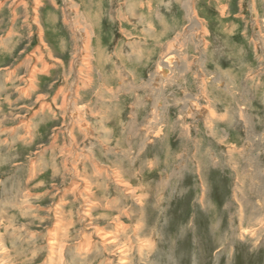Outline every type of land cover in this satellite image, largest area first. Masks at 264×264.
Instances as JSON below:
<instances>
[{
	"label": "rangeland",
	"instance_id": "1",
	"mask_svg": "<svg viewBox=\"0 0 264 264\" xmlns=\"http://www.w3.org/2000/svg\"><path fill=\"white\" fill-rule=\"evenodd\" d=\"M72 141L93 184L86 222L64 166ZM97 163L149 185L140 214L103 207L117 192L95 186ZM57 211L67 264L116 215L155 244L135 264H264V0H0V264H55ZM97 248L85 264L111 257Z\"/></svg>",
	"mask_w": 264,
	"mask_h": 264
},
{
	"label": "bare ground",
	"instance_id": "2",
	"mask_svg": "<svg viewBox=\"0 0 264 264\" xmlns=\"http://www.w3.org/2000/svg\"><path fill=\"white\" fill-rule=\"evenodd\" d=\"M190 4L188 3L187 6V10L188 14H187V19L189 22V30L190 31H195L196 34L195 36L198 37L199 35H201L203 28L201 27V23L200 21L197 19L194 9H190ZM82 29V28H81ZM84 31V33L86 32V28L82 29ZM188 30V31H189ZM200 31V32H199ZM199 32V33H198ZM83 35V33H82ZM89 33L86 32L85 36H84V40L86 41V38H88ZM81 37V34H80ZM82 38V37H81ZM79 38V40L81 39ZM83 41H81L83 43ZM86 45L84 44L83 48L86 49ZM40 52V51H39ZM77 57V56H76ZM79 57V55H78ZM87 60V59H86ZM41 61V60H40ZM77 64V63H76ZM78 78V77H77ZM78 81V80H77ZM76 89V88H75ZM75 91V90H74ZM71 95L69 94H65L63 97V105L65 107V111H68L69 113L72 112H77V108L78 105L75 103V100L73 101V99H75L74 97V93L72 98H70ZM85 102V101H84ZM81 104V103H80ZM79 104V105H80ZM187 104V103H186ZM200 104V103H199ZM62 105V104H61ZM194 105V104H193ZM192 105V106H193ZM196 105V104H195ZM77 107V108H76ZM85 107V106H84ZM194 107V106H193ZM192 108V107H191ZM80 109V108H79ZM196 109V107H195ZM73 110V111H72ZM160 110V109H159ZM188 110V109H187ZM81 113V112H80ZM79 114V113H78ZM83 114V113H82ZM71 116V115H70ZM69 116V117H70ZM80 116V115H79ZM78 117V116H77ZM76 117V118H77ZM159 117V116H158ZM157 117V118H158ZM82 118V116H81ZM84 118V117H83ZM155 119V118H154ZM71 120V123L75 124L79 130V132L81 133V135H83L85 138H87V140L90 139L91 135L94 134L93 131L91 130L90 124L88 121L82 122V119H80L81 121L77 122V120L75 119V117ZM158 120V119H157ZM156 121V120H155ZM154 121V122H155ZM209 122V121H208ZM100 126V129L102 127L101 123L98 124ZM134 125L135 122H134ZM156 125V124H155ZM66 126V125H65ZM70 126V125H69ZM152 126V125H151ZM70 128V127H69ZM70 130V129H69ZM97 130V129H96ZM102 130V129H101ZM134 130V129H133ZM99 131V130H98ZM105 131V130H104ZM132 131V130H131ZM135 131V130H134ZM102 133V132H101ZM97 134V133H96ZM72 135V134H71ZM57 136V135H56ZM100 136V135H99ZM105 137V136H103ZM95 138V137H94ZM99 138V137H98ZM75 139V138H74ZM85 142V141H83ZM105 142V141H104ZM107 142V141H106ZM75 142L72 141V143L69 146H66V150L67 153L64 152L66 154V158L64 160V166L65 167H69L68 172H69V177L71 178V180L73 181V186L71 187L70 192L78 199V203L80 204V206H82V212L80 213L81 215V219L86 222L88 219H90L91 217V210L93 208V204H95V202L93 203V201H91L90 197L92 198L94 196L93 192H92V188H93V184H89L87 185V177H82L81 175L79 176L80 173H78V171H76V168L73 166V164H78L82 163L84 161V156L83 154H81L79 157H77L76 155V146L74 144ZM102 144V143H101ZM62 147V146H61ZM88 147V145H87ZM85 147V148H87ZM56 148V147H55ZM79 149V148H78ZM86 150V149H85ZM83 150V151H85ZM91 150V149H90ZM142 150V149H141ZM88 151V150H87ZM61 151H59L60 153ZM58 153V154H59ZM83 153V152H82ZM87 153V152H86ZM80 154V153H79ZM63 155V154H62ZM61 157V156H60ZM77 158V159H76ZM76 159V161H75ZM90 160V159H89ZM94 162V161H93ZM121 162V161H120ZM154 163V162H153ZM100 164V163H99ZM99 164H92V174H94V180L96 182L97 187L102 188L104 191L107 190L106 188L109 187V185L107 184V180L109 179L110 182L114 185L115 187V193H116V197L114 200H105L104 202V206L106 209L107 208H113L116 212L118 211V209L120 208L121 205H123V203H127L126 208L121 209L119 214H121L124 217H130L131 213L133 214V212L136 214H140L141 213V209L142 206H144L143 202H144V198H146L148 191H147V187L149 189V185L146 187L144 184L141 183H137L136 185L132 184L129 180V178H124L123 177V172L122 169H114L112 171L108 170L107 168L105 170L100 169ZM116 164V163H115ZM118 164H120L118 162ZM152 164V163H151ZM80 165V164H79ZM78 165V166H79ZM117 165V164H116ZM121 165V164H120ZM119 165V166H120ZM148 165V164H147ZM32 166V165H31ZM67 167V168H68ZM114 167V166H113ZM121 167V166H120ZM128 167V166H127ZM144 167V166H143ZM56 168V167H55ZM63 168V167H62ZM123 168V167H122ZM126 169V166L124 167ZM34 170V168H32ZM61 169V168H60ZM143 169V168H142ZM66 170V169H65ZM57 171V170H56ZM137 171H140V169H138ZM85 175V172H83ZM57 174V173H56ZM63 175V174H62ZM68 175V174H67ZM79 176V178L77 179V177ZM106 177L107 180H105L104 182V186H102V178ZM104 181V180H103ZM90 183V182H89ZM140 186V188H139ZM100 190V189H99ZM236 191V190H235ZM93 194V196H92ZM237 195V194H236ZM239 195V193H238ZM103 199V198H101ZM106 199V198H105ZM108 199V198H107ZM59 200V199H58ZM72 200V199H71ZM61 201V200H60ZM64 201V200H63ZM97 203L99 202V200H96ZM88 202V203H86ZM136 203L137 207L136 209L133 208V210H130V206L132 208V203ZM247 204V202H246ZM16 205V204H15ZM102 205V204H101ZM97 206V204H96ZM65 208V207H64ZM138 208V210H137ZM243 208V207H242ZM28 209V208H27ZM55 209V208H54ZM57 209H59V206L57 205ZM246 210V209H244ZM53 211V209L51 210ZM55 211V210H54ZM63 212V208L61 207V210ZM60 211L56 212V222L52 225L53 226V234H52V238H50L51 240L49 241V244L52 245L50 247L49 245V250H48V256H47V263H52L51 258L52 256H55L57 261L55 264H67L69 263L68 261L66 262L65 260V244L63 243V241L61 239H59L60 241L56 242V238L59 234L60 229L63 230L65 229L63 227L64 223L61 219V217L59 216ZM110 212V211H109ZM118 213V212H117ZM145 213V212H144ZM25 214V213H24ZM244 214V213H243ZM257 214V213H256ZM256 214H251V220H254L257 223H261V221L263 220L262 218H256ZM61 215V214H60ZM153 215V214H152ZM24 216V215H23ZM64 216V215H62ZM139 216V215H138ZM144 216V215H143ZM120 217V215H116L115 217L111 218L112 220V226L111 227H97L95 225L92 224L91 227L88 228L87 226V230L90 231L91 233L88 235L83 234L81 235L79 238V243L78 245H76V248L74 250L76 251H72L75 255L72 256L74 258V262H76L75 264H85L88 263L85 262L89 256H91L92 254H94L95 251H97V247H100L104 252L108 251L109 249L112 248V252H111V257L110 256H106L104 258V260L106 262L102 263V264H135V260H133V254L137 253L139 255L140 258L145 259V257L147 258L148 255H150L154 249V242L153 240H151L148 237H142L139 238L137 242H133L132 241V237L131 235H127V233L130 230V226L128 224H125L122 220H119L118 218ZM153 217V216H152ZM255 217V218H253ZM55 218V217H54ZM64 218V217H63ZM127 218V219H128ZM143 218V217H142ZM145 218V217H144ZM66 219V218H65ZM146 220V219H144ZM70 222V221H69ZM156 223V222H155ZM86 224V223H85ZM90 224V223H89ZM156 225V224H155ZM84 226V225H83ZM135 226V225H134ZM134 229V227H133ZM63 232V231H61ZM85 232V231H84ZM87 232V231H86ZM245 232V231H244ZM252 234H254V229L251 230ZM65 233V232H64ZM63 233V234H64ZM62 235V233H61ZM94 235V237H96L97 239H99V241H97L98 243L96 244V242H93L92 240V236ZM135 235V234H134ZM64 236V235H63ZM136 238V237H135ZM96 239V240H97ZM53 245H57V248L53 247ZM68 248V247H67ZM70 248V247H69ZM95 250V251H94ZM67 251V250H66ZM82 253H85L84 256H82ZM2 254V253H1ZM47 255V254H46ZM80 257L83 258V262H80ZM5 258V257H4ZM112 258V259H111ZM89 260V259H88ZM103 260V261H104ZM7 261V260H6ZM5 261V262H6ZM1 262V261H0ZM46 263V262H45ZM148 263V262H147ZM6 264V263H5ZM53 264V263H52ZM92 264V263H91Z\"/></svg>",
	"mask_w": 264,
	"mask_h": 264
}]
</instances>
